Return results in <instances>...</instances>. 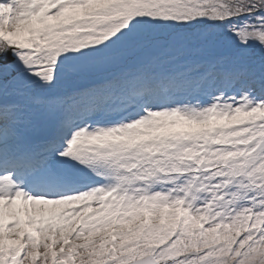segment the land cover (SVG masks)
<instances>
[{
  "label": "snow or ice",
  "instance_id": "snow-or-ice-1",
  "mask_svg": "<svg viewBox=\"0 0 264 264\" xmlns=\"http://www.w3.org/2000/svg\"><path fill=\"white\" fill-rule=\"evenodd\" d=\"M0 264H264V0H0Z\"/></svg>",
  "mask_w": 264,
  "mask_h": 264
}]
</instances>
